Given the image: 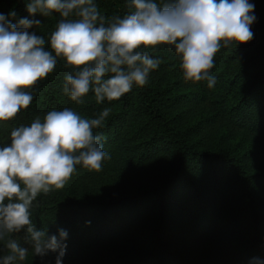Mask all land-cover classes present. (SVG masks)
Returning <instances> with one entry per match:
<instances>
[{
    "label": "trees",
    "instance_id": "16d2710c",
    "mask_svg": "<svg viewBox=\"0 0 264 264\" xmlns=\"http://www.w3.org/2000/svg\"><path fill=\"white\" fill-rule=\"evenodd\" d=\"M27 2L0 0V13L15 11V18L9 17L13 23L40 19L42 24L29 31L42 35L51 50L50 35L61 18L32 16ZM94 2L107 18L127 11L126 0ZM249 3L255 6L253 38L216 54L213 88L202 81L177 94L152 71L146 85H134L118 100L100 104L90 92L77 105L63 92L64 76L72 69L58 59L54 71L31 90L30 106L0 122V146H5L13 128L30 126L37 116L43 120L53 109L71 108L93 118L111 108L105 126L95 130L110 156L102 169L78 165L64 188L34 202L38 229L58 238L59 229L68 233L62 264L264 262V140L251 153L262 157L252 168L244 151L221 146L202 132L207 118L184 121L172 110L180 96L193 94L211 103L214 115L228 125L264 136V0ZM6 254L0 241V256ZM58 256L59 250L44 257L30 252L23 264H56Z\"/></svg>",
    "mask_w": 264,
    "mask_h": 264
},
{
    "label": "clouds",
    "instance_id": "9594fccd",
    "mask_svg": "<svg viewBox=\"0 0 264 264\" xmlns=\"http://www.w3.org/2000/svg\"><path fill=\"white\" fill-rule=\"evenodd\" d=\"M249 0H126L127 11L107 18L94 0H28L29 14H59L50 35V48L42 35L30 32L40 19H19L15 11L0 13V122L27 109L36 84L52 73L58 59L72 69L64 76L63 92L77 105L91 92L97 103L118 100L148 83L161 59L147 51L174 46L185 82H207L221 48L249 42L255 20ZM54 53V54H53ZM111 108L85 118L71 108L51 110L30 126L11 130L10 143L0 146V241L6 255L0 264H23L31 252L44 257L59 250L62 264L68 233L57 235L38 229L32 210L38 196L62 189L77 166L100 171L110 156L102 134ZM23 233V235H21ZM257 264L264 262L257 261Z\"/></svg>",
    "mask_w": 264,
    "mask_h": 264
},
{
    "label": "rangeland",
    "instance_id": "374dc122",
    "mask_svg": "<svg viewBox=\"0 0 264 264\" xmlns=\"http://www.w3.org/2000/svg\"><path fill=\"white\" fill-rule=\"evenodd\" d=\"M148 52L153 57L161 59L162 62L158 69L153 70V72L155 76L160 77L162 83H171L174 93H185L196 88L195 83L185 82L183 79L179 67V57L175 49L161 45L155 50L148 49ZM181 98H183V95L179 97L181 101L177 100L172 105V110L175 112L180 111L184 121L207 118V128L202 132L207 134L209 138L218 140L221 146H231L239 151H244V158L249 160L252 168L254 165L261 163L262 157L255 159V156H252L251 153L264 140V136L228 125L223 118L214 115L215 107L207 100L199 99L193 94L184 97V99Z\"/></svg>",
    "mask_w": 264,
    "mask_h": 264
}]
</instances>
